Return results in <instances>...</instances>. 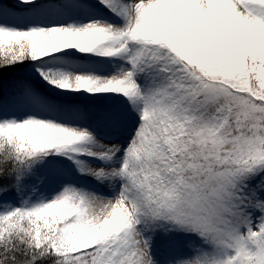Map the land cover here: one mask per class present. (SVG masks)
<instances>
[{
    "label": "snow or ice",
    "instance_id": "obj_1",
    "mask_svg": "<svg viewBox=\"0 0 264 264\" xmlns=\"http://www.w3.org/2000/svg\"><path fill=\"white\" fill-rule=\"evenodd\" d=\"M161 233L264 264V0H0V264H160Z\"/></svg>",
    "mask_w": 264,
    "mask_h": 264
},
{
    "label": "rangeland",
    "instance_id": "obj_2",
    "mask_svg": "<svg viewBox=\"0 0 264 264\" xmlns=\"http://www.w3.org/2000/svg\"><path fill=\"white\" fill-rule=\"evenodd\" d=\"M83 99L85 103H90L87 98H78ZM90 126H92L98 138L102 140V142L108 143L109 140L105 139L109 136H119L120 139H123L121 135H119L121 129L117 122L114 121H100L95 117L89 120ZM67 166L71 170V176L69 177V181L72 183H76L77 185L81 183H90L85 178L78 176L76 174L75 169L71 166L70 162H66ZM38 176H44V182L40 183L36 181L39 190L44 191L48 194H51L52 191L57 190L56 184L62 179L61 174H55L57 179L55 182L52 181L51 176L52 173L46 172H38ZM186 243V242H185ZM153 251L157 259L160 261V264H169V261L172 260L175 256L184 253L187 254L188 250L183 244H175L173 243L169 237L163 235V233L157 235L153 241Z\"/></svg>",
    "mask_w": 264,
    "mask_h": 264
},
{
    "label": "trees",
    "instance_id": "obj_3",
    "mask_svg": "<svg viewBox=\"0 0 264 264\" xmlns=\"http://www.w3.org/2000/svg\"><path fill=\"white\" fill-rule=\"evenodd\" d=\"M38 174V173H37Z\"/></svg>",
    "mask_w": 264,
    "mask_h": 264
}]
</instances>
